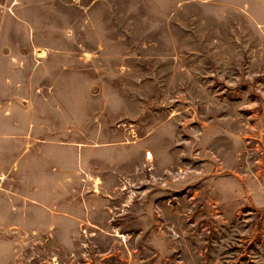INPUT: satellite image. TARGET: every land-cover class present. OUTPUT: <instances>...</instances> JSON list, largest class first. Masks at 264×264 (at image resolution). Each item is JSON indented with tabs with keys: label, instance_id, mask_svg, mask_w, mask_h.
<instances>
[{
	"label": "rangeland",
	"instance_id": "1",
	"mask_svg": "<svg viewBox=\"0 0 264 264\" xmlns=\"http://www.w3.org/2000/svg\"><path fill=\"white\" fill-rule=\"evenodd\" d=\"M0 39V200L40 226L0 264H264V0H0Z\"/></svg>",
	"mask_w": 264,
	"mask_h": 264
},
{
	"label": "crops",
	"instance_id": "2",
	"mask_svg": "<svg viewBox=\"0 0 264 264\" xmlns=\"http://www.w3.org/2000/svg\"><path fill=\"white\" fill-rule=\"evenodd\" d=\"M9 39H0V57H8L9 52L6 51L5 47L8 44ZM10 41H13L12 39ZM17 41V40H16ZM22 45H39L36 38L28 39L25 38L22 40ZM15 42V40H14ZM0 65L2 68L0 69V79L1 78H24L26 76V70L25 67L23 68H15L13 64L10 63L9 57L8 60H5L2 58V61L0 62ZM3 166L0 165V188H5V183L7 182L5 178V172ZM34 189L38 188L36 185L33 186ZM20 200L18 199L17 202ZM27 206L28 209L32 210L33 208L34 215L31 217L29 213H27ZM37 205L33 204H27L25 195L21 196V205H17V209H15L12 206L11 210V204L9 199L3 198L0 200V237H8L9 236V227H11V222L16 223L12 224V227L17 228H24L26 227L27 222L31 223L33 222L35 224L34 226V233L37 234L39 220L37 219V213H36V207ZM40 231V229H39ZM38 236H40V233H38Z\"/></svg>",
	"mask_w": 264,
	"mask_h": 264
},
{
	"label": "bare ground",
	"instance_id": "3",
	"mask_svg": "<svg viewBox=\"0 0 264 264\" xmlns=\"http://www.w3.org/2000/svg\"><path fill=\"white\" fill-rule=\"evenodd\" d=\"M44 53V52H43ZM44 56V55H43ZM149 156V158H151V155H148Z\"/></svg>",
	"mask_w": 264,
	"mask_h": 264
}]
</instances>
